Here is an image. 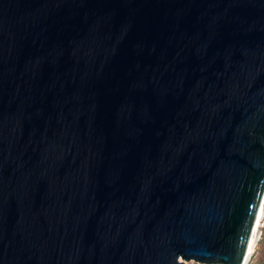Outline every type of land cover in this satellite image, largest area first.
I'll use <instances>...</instances> for the list:
<instances>
[{"label":"water","instance_id":"obj_1","mask_svg":"<svg viewBox=\"0 0 264 264\" xmlns=\"http://www.w3.org/2000/svg\"><path fill=\"white\" fill-rule=\"evenodd\" d=\"M264 196V0H0V264H244Z\"/></svg>","mask_w":264,"mask_h":264},{"label":"rangeland","instance_id":"obj_2","mask_svg":"<svg viewBox=\"0 0 264 264\" xmlns=\"http://www.w3.org/2000/svg\"><path fill=\"white\" fill-rule=\"evenodd\" d=\"M183 264H199L194 261L185 262ZM246 264H264V217L258 230V237L255 247L251 255L248 257Z\"/></svg>","mask_w":264,"mask_h":264},{"label":"bare ground","instance_id":"obj_3","mask_svg":"<svg viewBox=\"0 0 264 264\" xmlns=\"http://www.w3.org/2000/svg\"><path fill=\"white\" fill-rule=\"evenodd\" d=\"M263 217H264V196H263V200H262L261 206L259 208L255 224H254V228H253V232H252V235H251V238H250L249 247H248V250H247V256H246V260H245L244 264H246V261H247L248 257L251 255V253L253 251V248L256 245L257 237H258V230H259V228L261 226Z\"/></svg>","mask_w":264,"mask_h":264}]
</instances>
